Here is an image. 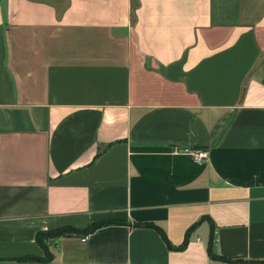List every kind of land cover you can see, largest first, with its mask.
Segmentation results:
<instances>
[{"label":"crops","instance_id":"obj_1","mask_svg":"<svg viewBox=\"0 0 264 264\" xmlns=\"http://www.w3.org/2000/svg\"><path fill=\"white\" fill-rule=\"evenodd\" d=\"M211 239L264 260V0H0V264H233Z\"/></svg>","mask_w":264,"mask_h":264},{"label":"trees","instance_id":"obj_2","mask_svg":"<svg viewBox=\"0 0 264 264\" xmlns=\"http://www.w3.org/2000/svg\"><path fill=\"white\" fill-rule=\"evenodd\" d=\"M139 5H140V0H132V15H133L134 19H136V9L139 7ZM108 223H110V222L104 221V222L93 223V224H91L85 228H74L72 226H63V227H59V228H55V229L39 231L37 233L36 238H37V241L40 244V246L43 248V250L45 252V256L26 255V256H23L21 258H18L17 260L21 261V262H33V263L50 262V261H52L54 254L49 247V243H48L49 239L55 238V237H58V236H61V235L67 234V233H71V232H76V233L86 235V234L93 232L97 228H99L103 225H106ZM145 225L155 226V224H153V223H147ZM155 227H157V226H155ZM157 228L161 231V233H162L164 239L166 240L167 244L169 246H171L165 232L161 228H159V227H157ZM191 229L192 228H190L187 231L186 238H185L184 243L181 247L186 246V244L188 242V234L190 233ZM208 249H209L210 256L216 260L217 259L223 260V261H226L229 263H236V262L245 263V262H248V263H253V264H264V260L231 259V258H227V257L221 256V255H218L217 253L214 252L212 239L209 241V248Z\"/></svg>","mask_w":264,"mask_h":264},{"label":"built area","instance_id":"obj_3","mask_svg":"<svg viewBox=\"0 0 264 264\" xmlns=\"http://www.w3.org/2000/svg\"><path fill=\"white\" fill-rule=\"evenodd\" d=\"M193 154L197 160H203L204 158H206L208 156V151L206 149L199 148L197 150H194ZM87 237H88V235H85L83 237V240H86Z\"/></svg>","mask_w":264,"mask_h":264},{"label":"rangeland","instance_id":"obj_4","mask_svg":"<svg viewBox=\"0 0 264 264\" xmlns=\"http://www.w3.org/2000/svg\"><path fill=\"white\" fill-rule=\"evenodd\" d=\"M52 239V238H51ZM233 264H253V263H248V262H245V263H238V262H236V263H233Z\"/></svg>","mask_w":264,"mask_h":264}]
</instances>
